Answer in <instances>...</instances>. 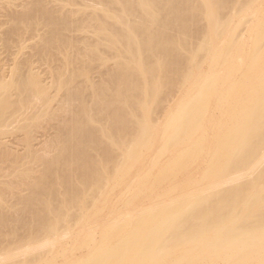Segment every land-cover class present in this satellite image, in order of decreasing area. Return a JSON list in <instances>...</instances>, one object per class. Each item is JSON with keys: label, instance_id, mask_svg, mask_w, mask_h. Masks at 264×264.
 Segmentation results:
<instances>
[{"label": "bare ground", "instance_id": "6f19581e", "mask_svg": "<svg viewBox=\"0 0 264 264\" xmlns=\"http://www.w3.org/2000/svg\"><path fill=\"white\" fill-rule=\"evenodd\" d=\"M55 1L12 16L52 81L0 73V264H264V0Z\"/></svg>", "mask_w": 264, "mask_h": 264}, {"label": "rangeland", "instance_id": "374dc122", "mask_svg": "<svg viewBox=\"0 0 264 264\" xmlns=\"http://www.w3.org/2000/svg\"><path fill=\"white\" fill-rule=\"evenodd\" d=\"M32 2L33 0H0V60H1L0 61V73L4 75L5 74L4 72H6L5 76L9 79L10 76L12 75V72L16 68L17 69L21 68L22 70L25 69L24 72H27V73L30 71V69H32V71L34 73H37L41 77L42 80L50 83L52 81L51 77L53 73V69H51V62L48 63L45 58L41 57V55L37 53L38 45H40V39H41L40 37L44 35L46 28L40 27L38 32L37 31L33 32L29 27L26 26L27 24L21 25L19 21L16 22V20L14 21L13 19L15 17L19 18V16H22L23 12L24 14H26L27 13L26 11H29L30 7H32L31 5ZM60 5H62V3L58 1L47 0V7L53 11L54 10L57 11ZM79 8H81V6L72 7L71 10H69L68 8L67 11H65L66 10L65 8V10L63 9V11L69 14V11L75 12ZM15 13L17 14L18 17L16 16ZM19 13L20 14L22 13V14L20 15ZM13 15L15 17H12ZM56 16H59V14H56ZM73 35H75L77 38L82 37L80 33H73ZM78 46L81 49L80 51L81 53L83 52L82 50L86 49L83 44L78 45ZM57 58L63 59L64 57L58 56ZM99 66H100L99 62L94 64V68L96 69L92 73V76L95 82L100 81L99 80L100 77L98 75ZM92 69H93V66H92ZM100 70H101V67H100ZM62 96H63L62 93L56 94L52 92L48 97L44 99L32 101L37 107L31 104V106L29 105L27 108H25L24 112H25L26 118L29 117L32 119L34 116H36L35 115L36 109L40 108L43 105V102L45 100L51 99L52 97L54 98L53 100L54 102L51 104L52 105L51 107L53 108V109L51 108V111L55 110ZM31 119L27 121L26 120L22 121L20 125L29 127V131L31 135L38 141L37 142L35 140L33 144H35V146L37 145L38 147L40 145V142H42V140H45L44 135L51 134V133L53 134L55 131L53 129L56 127L50 126L47 120H45L44 118L40 120L39 122L40 125L38 124L37 120H31ZM24 133L26 134L27 130L24 132L14 131L12 134L6 135L5 138H6V141L9 142L8 145H11L12 141L14 142V145L13 144L11 145L13 146L12 148L14 149V150L12 149V151H15V152L17 151L18 153H21V154L22 152L24 153L23 151L24 150L23 147L25 144L24 138L26 136ZM16 138L20 140V143L18 142V140L16 141L19 144H16V142L14 141ZM11 165L12 164L9 162L3 165L5 167L4 171H2L3 175H5L4 172L6 173L7 171L6 169H9ZM1 168H0V173H1L0 176H2L1 170L3 169ZM8 172L9 171H7V173ZM7 179L9 180V178H6L5 176L3 178L0 177V182H1L0 189H5L7 185H5L4 182L7 181ZM17 185L18 184L15 183V186ZM15 192H18V190H16ZM23 194H26V193L24 192Z\"/></svg>", "mask_w": 264, "mask_h": 264}]
</instances>
